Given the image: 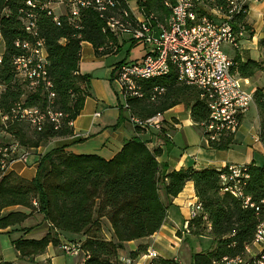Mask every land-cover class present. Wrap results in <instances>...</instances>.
I'll return each instance as SVG.
<instances>
[{"label": "trees", "instance_id": "obj_1", "mask_svg": "<svg viewBox=\"0 0 264 264\" xmlns=\"http://www.w3.org/2000/svg\"><path fill=\"white\" fill-rule=\"evenodd\" d=\"M162 2L143 0L142 4L146 10L162 16L168 14ZM24 6L25 0H0V35L4 43L0 60V85H3L0 111H7L24 93L14 80L11 64L12 57L19 52L14 41L24 36L19 18L20 9ZM121 8L119 3L116 10ZM234 19V25L241 23L244 26V36L251 37L250 26L245 21L246 12ZM81 20L80 29L70 26L64 19L57 26L44 11L39 12V29L49 53L48 72L56 95L54 106L66 117L57 128L46 123L39 131L32 128L31 134L24 122L4 128L25 147H37L50 138L71 134L67 121L79 114L90 77L78 73L81 42L88 41L96 49L115 41L112 34L102 31L104 23L94 10L83 11ZM257 47L264 54V36L258 39ZM226 51L232 60L231 71L240 77L251 78L261 69L260 61L252 59L246 50L227 48ZM154 87H163L164 90L152 98ZM141 88L143 97L127 99L130 113L138 118L163 113L183 104L199 132L200 124L208 120V108L199 99V91L178 82L173 69L163 76L143 80ZM253 103L259 117L258 137L264 145V85L255 87ZM25 104L44 105L45 98L39 93H32L25 99ZM160 132L163 134L158 133V136L169 148L164 130ZM147 141L140 135H134L109 159L94 153H72L62 146H54L39 156L33 178L25 179L12 171L1 175L0 229L10 227L22 232L11 241L19 252V259L36 264L34 257L42 253L49 243L59 244V234H70L83 238V264H121L119 251L124 248L125 242L148 237L157 231L166 217L171 199L187 181H192L202 210L188 220V232L200 236L207 231L211 246L192 252L190 264H215L224 256L245 257L250 264H257L260 259L264 264V244L253 254L245 252V247L252 243L258 223L264 219V164L252 162L241 165L248 175L243 193L254 204L251 207L244 205L241 198L222 190L220 174L225 167L170 169L167 163L157 160L159 149H150ZM231 141V135L223 136L209 146L226 149ZM17 205L30 209V212L3 211ZM34 211L42 214L43 220L50 226L48 232L38 239L25 237L24 233L31 227L20 226ZM103 221L109 224L110 237L101 233ZM145 251L146 245L141 244L128 255L135 258ZM151 259L153 264H178L174 258L156 255ZM0 264L15 263L0 260Z\"/></svg>", "mask_w": 264, "mask_h": 264}, {"label": "built area", "instance_id": "obj_2", "mask_svg": "<svg viewBox=\"0 0 264 264\" xmlns=\"http://www.w3.org/2000/svg\"><path fill=\"white\" fill-rule=\"evenodd\" d=\"M142 2L143 0H25L19 16L24 36L14 41L19 52L12 57L13 75L24 92L43 95L45 105H26L25 100L20 99L7 111H0L3 128L17 122H24L37 131L46 123H51L54 128L60 126L66 114L54 107L56 95L48 72L49 53L39 29V12L44 11L57 26L64 19L70 26L80 29L83 11L92 9L104 23L103 32H109L122 41L140 44L144 48L140 57L120 61L114 67L113 81L123 97V106L129 112L131 110L127 99L143 97V80L163 76L173 69L177 81L195 87L199 91V99L208 108V120L200 124L201 141L209 146L223 136L234 135L244 113L253 103L255 88L245 89L241 80L245 84L248 82L247 78L231 71L232 60L226 48H241L245 29L241 23L234 25V18L247 12L248 0H163L168 14L162 16L146 10ZM119 3L122 8L117 11ZM207 10L214 17L207 14ZM115 48V44L110 41L96 50L105 52ZM163 90V87H154L152 98ZM129 120L135 127L146 131L159 132L165 126L160 112L146 118H138L130 113ZM72 121H67V125L71 126ZM28 155L29 148L21 145L18 140L12 138L1 141L0 176L9 171L14 161L25 160ZM225 168L220 174L222 190L241 198L244 205L253 207L249 196L243 193V185L248 178L245 170L241 165L233 164ZM201 210L202 205L196 200L189 219L197 216ZM187 223L188 220L183 225L185 231H188ZM263 244L264 219L258 223L252 243L245 247L246 254H253ZM60 249L70 254L81 252L79 245L72 241L61 243ZM147 255L152 258L157 254L148 250ZM174 260L179 264L177 258ZM215 264L250 263L245 257L224 256ZM257 264H262V261L257 260Z\"/></svg>", "mask_w": 264, "mask_h": 264}, {"label": "crops", "instance_id": "obj_3", "mask_svg": "<svg viewBox=\"0 0 264 264\" xmlns=\"http://www.w3.org/2000/svg\"><path fill=\"white\" fill-rule=\"evenodd\" d=\"M245 21L250 26L252 35L251 37L244 36L241 40V48L246 51L249 50V52L247 51L249 56L252 59L258 60L257 57L259 55L264 56L263 53L257 51V41L260 37L264 36V0H248ZM0 38L3 43L1 35ZM112 43L116 46L114 50L98 52L90 42H81L78 73L87 74L90 77L86 85L87 94L84 97L82 108L70 126L72 130L71 134L53 137L46 142H42L37 147H30L27 158L25 160L14 161L9 171L25 179L33 178L39 156L54 146H62L64 150L72 153H94L105 159H109L120 150L126 140L134 135H140L142 138L148 140L147 146L150 149L158 148L159 154L157 160L167 163L170 169L185 168L188 166L194 168L214 167L220 169L230 164L242 165L252 162L256 165L264 164V145L258 137L259 117L254 103H252L253 110L249 108L244 113L240 127L234 134L229 147L226 149H215L204 144L201 141L199 132V141L193 148L190 149L188 147L189 145H185L179 149L177 155L172 154V147L174 145L172 133L185 126H194L188 109V117L184 119H181L176 112H172L173 109L183 104L175 105L162 113L163 119L165 120L163 130L169 135V148H166L158 136V132L146 131L135 127L129 120L130 112L123 106L124 100L113 81V74L116 64L120 61L133 60L140 57L144 52V48L139 44L140 53L132 59H127L126 57L114 59L112 55L118 53L124 45L127 46L126 53H128L131 48L134 49L136 44L129 43L125 40L123 44L119 38H115V41H112ZM251 49H254V51H251ZM3 51L4 43L1 54ZM255 76L256 74L251 78H247L248 82L244 84L251 90L257 86L264 85V79L260 81L258 76V81H256ZM249 111L252 113L249 114ZM249 119V127L244 126L243 123ZM1 126L0 121V142L2 138L8 137V134L1 129ZM238 137L245 141V148H239L237 142L240 139ZM256 143L260 144L258 151H254L253 148ZM196 200L197 197L193 182L187 181L183 189L171 199L167 207L166 217L157 231L148 237L125 242L124 248L119 251L121 264H153L152 259L146 253L148 250H153L157 256L163 258H177L179 264H182L183 261L179 257L180 251L184 245H189L188 243L191 237L210 240L208 235L195 236L183 230V225L189 220L190 210ZM14 207L17 208L18 205ZM34 214L41 218L37 229L33 226L22 225L28 228L31 227L28 232L24 233L25 237L38 239L48 232L50 226L47 221L43 220L42 214L36 211L32 212L28 217ZM106 224L109 231L108 237H110L109 224L107 222ZM13 231H16L18 235L12 236L11 232ZM21 234L22 232L20 230H13L10 227L0 229V260H7L14 263L23 260L19 259V252L11 242ZM75 237L70 234H59V244L56 247L60 249L61 240H69ZM141 244L146 245L145 253H141L135 258H130L128 255L129 252L135 250ZM52 247L54 246L49 243L42 253L36 255L34 257L35 263L53 264V254L50 251ZM188 248L190 250V256L192 252L197 251V248L194 251H192L190 246ZM83 261L84 254L79 264H83ZM186 264H190V257Z\"/></svg>", "mask_w": 264, "mask_h": 264}, {"label": "rangeland", "instance_id": "obj_4", "mask_svg": "<svg viewBox=\"0 0 264 264\" xmlns=\"http://www.w3.org/2000/svg\"><path fill=\"white\" fill-rule=\"evenodd\" d=\"M131 5L133 6V3H131ZM207 14H209L210 16H213L214 17V14H212L210 12V10H207ZM123 43V41H122ZM124 44V43H123ZM258 48V47H257ZM242 49V48H241ZM3 50V43H2V40L0 38V54H1V51ZM227 50V48H226ZM245 51V49H242ZM127 51V46L124 45L121 50L118 52V53H115L112 55V57L114 59H121V58H124L126 57L127 59H132L134 58L137 54L140 53V45L139 44H136L134 46V49L131 48L130 51L128 53H126ZM249 52V50H247ZM251 51H254V49H251ZM259 51V50H257ZM232 55V53H231ZM258 60L260 61L261 63V69L259 71L256 72V81H258L257 77L259 76V80L260 81H263L264 79V56L263 55H259L258 57ZM241 84L242 86L245 88V89H249V87H246V85L243 84V80H241ZM3 89V85H0V91ZM30 93L28 92H24V94L21 96L20 99L22 100H25L27 98V96L29 95ZM42 96V95H41ZM35 105H39V106H44V105H40V104H35ZM55 107V106H54ZM250 110H253V105L251 104L249 106ZM248 108V109H249ZM4 112V111H2ZM172 112H176L178 114V116L181 118V119H184V118H187L188 117V110L187 108L184 106V105H180L178 106L177 108L173 109ZM252 112L249 111V114H251ZM242 121V120H241ZM249 122H250V119L249 120H246L243 124L244 126H247L249 127ZM256 125V123H254ZM26 126V130L29 134L32 133V127L29 126V125H25ZM1 129H3L5 131V129L3 128V126H1ZM165 132V131H164ZM5 133L8 134V137H4L2 138L1 141H8L12 138H14V136L8 132L5 131ZM158 133H162V132H158ZM163 134V133H162ZM234 135H232V138H233ZM165 138H169V135L165 132ZM240 140L237 142V144L239 145V148H245L246 144H245V141L242 140V138L238 137ZM15 139V138H14ZM172 139L174 141V145L172 147V154L174 155H177L178 152H179V149L184 147L185 145H189L188 147L191 149L195 146V144L198 143L199 141V129H197L196 127L194 126H185V127H182L178 130H175L173 133H172ZM162 142L164 144L165 141L164 139H162ZM205 144V143H204ZM259 143H256L253 148H254V151H258V147H259ZM16 209H21L23 210L25 213H29L30 212V209L26 208V207H23V206H18L17 208H15L14 206H9L7 208H4L3 211H6V210H16ZM41 221V218L34 214V215H31L30 217H28L27 219H25L21 224L20 226H23V225H26V226H33V227H36V229L38 228V223ZM103 225H102V235L105 236V237H108L109 236V231H108V228H107V224H106V221H103ZM23 224V225H22ZM35 229V230H36ZM37 232V231H35ZM12 236H15V235H18L16 234V231H13L11 232ZM205 236L208 235L207 231L204 232ZM10 236V237H12ZM82 239L83 238H79V237H75V239H69V240H66V239H63L61 240V242H68V241H72V242H75L79 245V247L81 248V243H82ZM81 240V241H80ZM189 245H186V246H190L192 248V251H194L196 248H197V251H200V250H206L208 249L210 246H211V240H207V239H202V238H199V237H194V238H190L189 239ZM54 247H52L50 249V251L52 252L53 254V264H79L80 261L82 260V257H83V254H84V250L81 249V252H78V253H75V254H70V253H65L64 251L58 249L56 246L57 245H54L52 244ZM184 245L182 248H181V251H180V259L181 261H183L184 264L188 263L189 261V248ZM182 263V264H183ZM15 264H31L30 262L27 261V259H23L22 261H19Z\"/></svg>", "mask_w": 264, "mask_h": 264}]
</instances>
